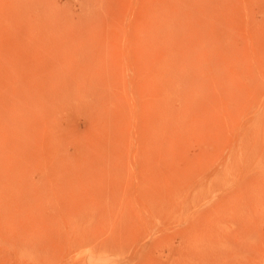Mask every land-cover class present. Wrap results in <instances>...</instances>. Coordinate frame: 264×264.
I'll return each mask as SVG.
<instances>
[{"label": "rangeland", "instance_id": "rangeland-1", "mask_svg": "<svg viewBox=\"0 0 264 264\" xmlns=\"http://www.w3.org/2000/svg\"><path fill=\"white\" fill-rule=\"evenodd\" d=\"M0 264H264V0H0Z\"/></svg>", "mask_w": 264, "mask_h": 264}]
</instances>
